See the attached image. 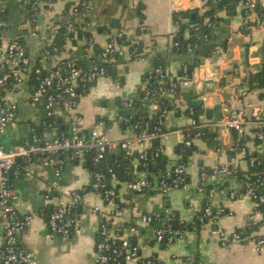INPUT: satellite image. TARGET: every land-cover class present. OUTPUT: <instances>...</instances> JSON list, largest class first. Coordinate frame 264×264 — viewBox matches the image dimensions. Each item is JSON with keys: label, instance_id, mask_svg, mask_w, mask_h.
Listing matches in <instances>:
<instances>
[{"label": "crops", "instance_id": "1", "mask_svg": "<svg viewBox=\"0 0 264 264\" xmlns=\"http://www.w3.org/2000/svg\"><path fill=\"white\" fill-rule=\"evenodd\" d=\"M1 1L6 6L2 43L20 37L28 56L34 60L40 57L45 68L55 66L65 57H75L85 65L91 64L99 59L101 49L116 31H123L129 37L138 39L142 45V52L137 57L125 55L110 60L108 63L115 67L117 77L106 75L99 78L87 94L80 96L74 112L59 111L58 123L44 132V139L56 137L60 126L67 131L73 130L76 127L75 114L84 118L88 131L98 121H104L105 126L101 131L112 141L132 138L136 131L132 126L121 124L119 102L133 100L138 95L139 88L144 87V76L153 68L152 60L158 54L166 58V72L170 77L178 76L182 64L197 63L185 94L177 98V109L170 111L165 118V133L158 143L163 150L166 166H172L181 159L176 147L184 141L187 128L195 121L186 112L191 103H202L205 111L199 120L209 123L210 129L218 134L210 143L201 136L193 137L194 149L187 159L186 184L172 188L166 194L158 189L133 190L129 182H122L118 184L114 198L118 204V208H115L113 203L105 202L98 192H86L77 208L78 228L70 236L51 232L42 213L46 207L52 208L56 200L69 198L73 190L93 179V172L86 164L87 154L79 161H65L61 169L51 163L26 162L20 158L18 161L24 163L16 166L22 171L14 179L18 193L16 203L21 214L31 212L35 216L21 234V243L34 253L38 264H97L95 248L101 239V212L94 210L96 206L103 213H112L117 230L138 246L141 261L131 260L125 264H146L150 258L161 264H264V243H257L258 238H264V222L253 200L242 194L245 173L250 166L243 151L238 149L236 140L240 136L235 138L231 131L213 124L230 109L241 111L245 117H251L255 112L264 115V96H261L264 87L249 88L248 84L250 74L260 71L264 65V25L245 27L240 2L233 12L223 7L215 14L220 19L209 28L208 40L201 39L197 50L176 53L172 52V46L178 27L173 13L194 10L198 17L206 21L210 19L205 6L207 0H138L145 4L143 21L135 14L133 0H87L88 7L79 14L77 21L87 20L85 29L93 38V44L88 43V38L82 32H75L61 54L42 57L43 48L50 42L49 26L62 16L69 0H55L50 5H43V24L48 28L42 30L36 29L37 24L34 26L29 20L31 0ZM257 2L264 7V0ZM189 35L187 28L185 36ZM205 76L210 77L209 81L203 80ZM191 91L195 96L189 94ZM5 97L17 102V120L8 126L0 141L7 149L28 144L33 125H40L43 120L44 109L41 104L28 101L26 85L15 93L6 92ZM219 103L222 110L214 111L217 117L208 118L206 109ZM148 109L153 114L157 105L151 103ZM246 136L245 147L264 161V143H256L253 127H249ZM109 150L118 153L121 149L112 146ZM137 163L138 159L134 158L136 178L142 174ZM225 165L230 167V171L214 172ZM202 168L208 169L204 184L215 188L212 197L214 219L196 231L185 230L171 243H158L155 240L156 224L143 223L142 215L158 213L160 224L171 222L172 226L174 220L177 226L182 220L188 224L195 222L205 202L198 191L202 183ZM240 172L245 175L240 176ZM113 184H117V181ZM259 189L264 194V181ZM232 192L237 193L235 198H231ZM248 221L256 224L251 237L228 246L220 244L216 232L219 227L232 232L244 228ZM2 244L0 219V249Z\"/></svg>", "mask_w": 264, "mask_h": 264}, {"label": "built area", "instance_id": "2", "mask_svg": "<svg viewBox=\"0 0 264 264\" xmlns=\"http://www.w3.org/2000/svg\"><path fill=\"white\" fill-rule=\"evenodd\" d=\"M54 0H31L29 20L32 24H37L38 14L42 13L43 5H50ZM73 6L81 5L88 7L87 0H71ZM138 0H133L136 5ZM242 9L243 24L247 28L261 27L264 25V8L257 0H240ZM77 11V8H74ZM6 6L0 0V137L5 133L8 126L17 120L18 104L16 101L6 98L5 93H15L21 89L22 85L27 87V99L30 103L41 104L44 109L43 121L54 118L59 111L67 113L74 112L79 101V91L85 88L89 83L98 81L99 78L106 76L108 63L114 57L128 55L137 57L142 52V45L138 39L131 38L123 31H116L109 36L106 45L101 49L99 59L93 61L89 65L81 63L75 57H65L53 67L45 68L42 64L37 66V60L31 59L25 46L21 40L16 37L6 43H2V32L5 28ZM76 14L75 19L70 16H60L49 26L50 41L60 28L69 32H83L85 26L79 24ZM179 27L178 22H175ZM213 22L207 19L202 24H196L195 30L198 32V38L208 40L209 34L202 32L203 26L211 28ZM47 29L48 27L45 26ZM201 31V32H200ZM88 43L93 44V38H88ZM174 44H178L175 42ZM198 46L197 42L189 43L187 51H194ZM220 50H222L220 48ZM42 57H49V51L43 50ZM55 56V55H52ZM183 72H187L188 64L181 66ZM150 76L144 83L146 89L145 97H152L155 93L160 95L173 97L174 91L179 88L180 91H186L187 83L194 76L189 78L186 74L177 76L176 81L171 83L170 89L162 87L155 88V84L162 82L163 68L162 66H153L149 71ZM152 74L158 78L152 79ZM210 77L205 76L203 80L209 81ZM244 94L246 91L243 92ZM125 105H129L126 102ZM173 108L178 107L177 99L170 104ZM189 114L192 115L194 109L189 106ZM176 109L165 108L159 115L158 123L152 131L137 132V125H133L135 135L120 142L112 141L101 128L105 126L104 121L98 123L89 131L85 129L84 118L75 114L76 127L67 131L61 130L53 139H44L33 127L31 140L28 144H18L10 149L0 141V219L2 224V240L3 244L0 249V264H38L33 252L27 250L21 243V234L30 226L35 216L28 212L21 214L16 203L18 197L17 190L14 186V179L22 172L16 167V162L22 158L26 162L37 161L39 163H51L53 166L61 169L65 161H79L86 154L92 152V163L96 166L101 159L105 157L106 151L112 146H118L125 151L128 156H134L138 159L137 166L142 164L144 167L140 169L142 173L135 181L129 182V187L133 190L142 191L144 189H158L166 194L172 188L184 186V177L186 174V163H176L168 166L166 171L159 170L154 174L149 170L147 160L155 159L163 154L161 146H154L153 142L159 139L165 133V118L167 114ZM123 119L128 120L123 117ZM217 127L224 128L228 131L236 129L239 136H245L249 127H253L254 135L260 140L259 144L264 143V115L256 112L251 117H245L241 111L230 109L225 112L222 118L213 123ZM201 126H209V123L202 122L197 124L196 121L187 128L185 146L192 144L191 130L199 129ZM196 135H200L198 132ZM138 154H135V151ZM249 161V166L253 167L261 163V159L253 150L246 147L240 149ZM133 158V159H134ZM143 161V162H142ZM230 171L228 165L215 169V173H223ZM154 174V177L150 176ZM208 174L201 172V183L198 191L204 196L205 202L203 207L196 216L195 222L192 223L193 230H197V222L200 225L208 223L214 219L215 211L212 204V197L215 188L206 187L204 180ZM171 177V181L167 178ZM105 174L99 171L93 172V179L85 186L75 189L71 192L69 198H61L56 200L51 208L50 213L45 215L47 225L51 232L61 234L63 236L72 235L78 228V218L75 209L83 202L84 194L88 191L98 192L105 202L113 203L115 208L118 204L115 202V191L109 188L105 183ZM111 181L116 182L117 177L114 172L111 174ZM260 178L251 179L248 175L243 181L242 194L249 196L261 213V219L264 222V194L260 191ZM237 193L232 192L231 198H235ZM50 198V196H47ZM96 212H101L99 220L100 241L96 244V263L97 264H125L131 260L140 259V250L137 245L133 244L131 239L123 236L117 228L113 220L112 213H103L101 208L96 206ZM221 212H223L221 210ZM160 215L158 213L144 214L141 217L143 223L156 224L155 240L158 243H171L182 232H177L171 222L160 224ZM185 223V221H181ZM250 221L247 222V225ZM216 232L219 235L220 244L228 246L232 242L242 241V231L234 230L228 232L219 227ZM252 234L249 236L251 237ZM257 243L263 244L264 238H258ZM141 261V260H139ZM146 264H154V261L148 260Z\"/></svg>", "mask_w": 264, "mask_h": 264}, {"label": "trees", "instance_id": "3", "mask_svg": "<svg viewBox=\"0 0 264 264\" xmlns=\"http://www.w3.org/2000/svg\"><path fill=\"white\" fill-rule=\"evenodd\" d=\"M215 1L218 2L221 0H207L205 2V6L208 8L207 12L210 14V20L212 22H216L217 20L220 19L219 17H215V14L219 9L224 7L229 12H233L236 6L240 2V0H226V2L221 8L212 10L210 7H211V4ZM75 7L77 8V11L74 10ZM75 7L73 6V2L69 0L66 4V8L64 12L62 13V16L64 17L70 16L72 19H75L76 14H82L84 10L86 9V7H82L81 5H78ZM30 8H31V4H30ZM263 8L264 7H262V9ZM144 10H145V4L142 1H138V3L135 5L134 11L141 21L145 19ZM194 12L196 11L180 10V11H175L173 13V19L175 22H178L179 27L173 38L172 52L187 53L188 52L187 45L189 43H194V42L198 43V46L195 50H197L200 47L201 41L198 38V32L195 30V25L202 24L204 21L201 19V17H198L197 14H196V18L192 19V13ZM29 16H30V12H29ZM79 24L86 26V24L88 23H87V20L84 19L82 22H79ZM33 25L35 26L36 24L34 23ZM187 28L190 30V35L188 37L185 36V31ZM201 28H202L201 30L202 32L209 33V29L206 26H203ZM82 34L85 35L87 38H89L90 36L89 32L86 31V29L82 32ZM70 37L72 38L74 37L73 32L67 33L65 29L60 28L57 31V33L53 35L52 40L43 48V50L49 51V57H51L52 55H59L65 50L66 43ZM19 39L21 40L20 37ZM175 42H177L178 44L177 45L174 44ZM152 62H153V66H162L163 68V76H162L163 81L162 82L157 81V83L155 84V88L157 90L160 87L164 89H170L171 83L173 81H176L177 76L170 77L167 74L166 58L158 54L153 58ZM40 64H42V62L39 57L37 58V66H39ZM196 65H197L196 62L193 64H188L187 72H183L182 70H180V73L178 75L182 76L186 74L190 78L192 76V72L194 68L196 67ZM105 66L107 68V72H106L107 76L117 77V73L113 65L109 63H105ZM149 76H150V72H147L144 76V81H146L149 78ZM152 79L157 80L158 78H156V76L152 74ZM96 83L97 82L94 81V82L89 83L85 88H81L79 91V98L81 95L87 94L90 91L91 87L94 86ZM248 84H249V88H255V87L263 88L264 87V65L260 71L250 74ZM184 92L185 91L182 92L180 91L179 88H177L174 91L173 97L160 95V92H157L152 97L146 98L145 97L146 89H144V87H140L138 90V95L133 100H121L119 102V116L121 118V124L125 126L137 125V127L135 128L137 132L152 131L158 123V118L162 110L165 108L177 109V107L173 108L170 104L171 102H173L174 100H176L177 98H180L183 94H185ZM189 94L192 96H195L193 95L192 91L189 92ZM261 96L262 97L264 96V92L261 94ZM126 102H129V105L126 106L125 105ZM151 103H154L157 105V109L153 114H151L148 109ZM190 106L194 109L192 116L195 119L196 123L201 124L202 122L199 120V116L203 114V112L205 111L202 103H197V104L191 103ZM186 112L189 113V110H186ZM123 117L127 118L128 120L123 119ZM56 123H58L57 115L54 118L47 119L45 123L42 120L40 125H33V126L36 132L40 136L43 137L44 132L47 129H50L51 127L56 125ZM64 129L65 128H63V126L59 127V131L64 130ZM190 132H191V137L196 136V134L200 132L199 136L206 139L209 143L215 140L218 135L217 132L215 130L210 129L209 126H201L199 129H192ZM254 138H255L256 143L260 142V140L257 139L255 135H254ZM247 140H248V137L246 135L240 136L239 138H237L236 141L238 143L237 144L238 149L245 147ZM159 145H160L159 143L154 144L155 147L156 146L158 147ZM176 148L179 154L181 155V159L178 163H186L189 155L194 149L193 143L190 146H185L184 143L182 142L178 144ZM91 158H92V152H89L87 154V160H86L87 166L91 169L92 172L99 171L105 174L106 186L109 188H113L115 191V195H116V191L119 188L118 184H121L122 182H132L137 179L136 176L134 175V170H135V166L133 164L134 156H128L123 150H120L118 153L111 152L110 150L106 151L105 157L101 159V161L96 166L93 165ZM147 162H148L149 170L154 174L155 173L157 174L160 169L163 171H166L167 163H166L165 156L163 154L160 157H157L155 159L149 158ZM20 163L22 164L24 163V161H17L16 166L19 165ZM143 167L144 166L140 164L138 168L143 169ZM202 171L208 174L207 168H202ZM112 172L116 174L117 184H113L111 181L110 177H111ZM239 174L242 177L246 174V176L248 175L251 179H256L257 177H259L260 182L264 181V161L261 160V163L256 166H253V167L250 166L249 170L245 174L241 172ZM183 177H184V182L186 183L187 181L186 174ZM167 180L171 181V177L167 178ZM206 187L208 188L210 187V185H206ZM77 208L75 209L76 214L78 213ZM50 211H51V208L46 207L45 215L50 213ZM196 224H197V228L199 229L201 225L198 222ZM187 229L193 230V225L188 224V223H179L176 228V230H180L181 232H184ZM255 229H256V224L253 223L252 221H250L249 224L246 225L244 228L238 229L242 231V238H243L242 241H245L247 238H249V236L252 234V232H254ZM163 244H166V243H163ZM148 260L154 261V264H161L160 261L154 258H150Z\"/></svg>", "mask_w": 264, "mask_h": 264}, {"label": "water", "instance_id": "4", "mask_svg": "<svg viewBox=\"0 0 264 264\" xmlns=\"http://www.w3.org/2000/svg\"><path fill=\"white\" fill-rule=\"evenodd\" d=\"M225 2H226V0H221V1H218V2H213L211 4V7L210 8L212 10H216L218 8H221L224 5ZM195 18H196V13H192V19H195ZM44 28L45 27H44V24H43V14L40 13V14H38V22H37L36 29L42 30ZM21 43H22V45H24L23 40H21ZM215 110L216 111H221L222 110V104L219 103V104L215 105L213 108H207L206 109L207 117L208 118H216L217 117V113L214 112ZM231 133H232V135L235 138L238 137V131L236 129H232L231 130ZM155 141L158 143L159 142V139H156ZM173 226L175 228L177 227V221L176 220H174Z\"/></svg>", "mask_w": 264, "mask_h": 264}, {"label": "rangeland", "instance_id": "5", "mask_svg": "<svg viewBox=\"0 0 264 264\" xmlns=\"http://www.w3.org/2000/svg\"><path fill=\"white\" fill-rule=\"evenodd\" d=\"M51 25V24H50ZM51 27V26H50Z\"/></svg>", "mask_w": 264, "mask_h": 264}]
</instances>
